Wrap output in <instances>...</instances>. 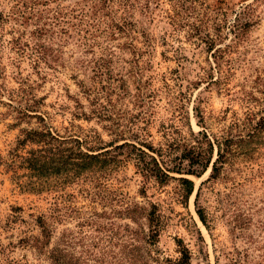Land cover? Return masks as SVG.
I'll return each mask as SVG.
<instances>
[{"label":"rangeland","instance_id":"obj_1","mask_svg":"<svg viewBox=\"0 0 264 264\" xmlns=\"http://www.w3.org/2000/svg\"><path fill=\"white\" fill-rule=\"evenodd\" d=\"M34 102L56 134L113 161L47 179L0 168V264H113L140 230L136 204L157 207L159 264L179 260L178 241L191 264H264V0H0L4 157L39 126L14 127L13 107ZM126 142L169 170L187 152L211 163L161 183L109 147Z\"/></svg>","mask_w":264,"mask_h":264},{"label":"trees","instance_id":"obj_2","mask_svg":"<svg viewBox=\"0 0 264 264\" xmlns=\"http://www.w3.org/2000/svg\"><path fill=\"white\" fill-rule=\"evenodd\" d=\"M39 104V103H38ZM36 102L32 105H27L25 108L22 106L10 107L14 108L17 113L15 118L17 123L14 127H18L26 120H37L39 126L36 128H25L21 130V134L17 139L16 147L4 157L0 152V168L5 167L7 172H13L18 176L19 170L29 171L30 178H48L54 174L74 173L77 175H84L87 172H93L97 168H104L105 165L112 162V158H108L112 154V150L106 148H99L97 151L92 149L83 150V144L77 139H64L59 134H56L50 126L47 125L45 115L39 112ZM27 123H30L29 121ZM204 138L209 146L210 155L214 151V145L209 140L207 134ZM111 143L109 147H113L114 152L123 155L125 148H132L131 152H135L137 156L139 168L155 177L161 183L172 179L170 173H177L180 175H193L201 177L208 169L211 157L203 153H198L190 156L191 152L183 154L182 161L188 159V167H184L183 162L176 163L170 170L161 167L158 161L150 156L146 151L138 148L134 144L128 142L115 146ZM27 148H30L27 150ZM95 148V147H93ZM151 150V148H149ZM27 150V151H26ZM25 152V154H23ZM225 150L218 145V158L213 165V172L218 174L220 172L219 164L223 163L225 159ZM150 158L151 162L146 159ZM175 179V178H174ZM180 181L186 185H193V183L186 179L180 178ZM40 183V182H39ZM30 188L33 190H42L45 185L43 183L30 181ZM192 189V190H191ZM190 192H193V188ZM188 191V190H186ZM127 217L139 227L138 232H133L127 245L120 247V252L115 256L111 252V257L114 259L113 264H159L156 257L153 256L151 246H155L159 242V214L157 207L152 205L150 209H146L136 204L132 209L126 210ZM201 221L206 224L203 212H197ZM142 220H147L148 227H144ZM44 231L46 228L43 222H40ZM129 227V226H128ZM148 230V231H147ZM179 253L181 257L177 262L166 260L168 264H191L192 254L190 250L178 241ZM104 257L109 258L110 255L103 254ZM58 260V259H57ZM97 264H104L103 259L98 258ZM164 263V262H163Z\"/></svg>","mask_w":264,"mask_h":264}]
</instances>
